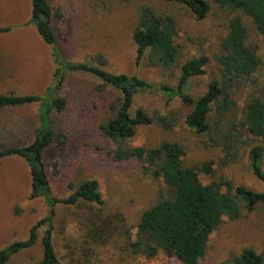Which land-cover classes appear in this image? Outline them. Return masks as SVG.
<instances>
[{
    "label": "rangeland",
    "instance_id": "obj_1",
    "mask_svg": "<svg viewBox=\"0 0 264 264\" xmlns=\"http://www.w3.org/2000/svg\"><path fill=\"white\" fill-rule=\"evenodd\" d=\"M211 12L198 21L190 11L166 0H49L63 17L55 23L57 44L44 43L32 20L31 0H0V95L40 96L42 103L5 110L0 113V147H25L36 139L43 123V103L55 97L65 98L67 108L54 113L51 126L64 133L69 144L52 147L44 154V163L55 197L71 195V184L95 180L100 185L103 205L67 207L58 205L54 219V245L62 264H181L160 253L154 258L135 253L137 226L142 214L162 197L174 199L175 192L162 178H154L143 164L131 160L115 162L109 157L110 144L98 132L107 106L120 96L112 87L99 90L103 83L90 74L69 73L66 64L94 63L96 56L106 58V70L115 75L137 76L155 85L176 88L180 68L161 69L149 66V55L137 65V47L133 34L141 10L152 8L159 15L172 16L178 28L176 44L180 49V65L206 57L210 63L206 75L191 80L187 93L194 99L203 97L212 78L218 76L217 58L221 44L229 32L231 16H240L250 31L249 44L259 47L264 58V35H259L252 21L241 13H230L214 0H206ZM62 90L53 91L61 80ZM5 74V75H4ZM254 82V83H253ZM264 84V71H258L250 84L237 83L234 105L222 129L238 120L251 96ZM51 91L53 93H51ZM145 110L151 116H167L176 122L171 131L159 125L139 128L131 147L154 148L164 142L176 143L185 151L186 167H202L213 163L212 175L200 173L204 185L222 180L231 181L255 192H264V183L250 169V146L240 151L234 164L223 167L225 156L221 147L210 144L209 135L198 134L186 127L191 108L180 98L168 101L156 92L138 95L132 113ZM216 113L211 114L214 126ZM252 146H262L260 139L249 137ZM264 169V166H263ZM30 167L20 158L0 162V250L30 237L32 227L51 216V208L43 198L31 199ZM109 221L104 240L95 243L89 236L93 222ZM97 222V223H98ZM38 232L36 245L14 256L9 264H34L43 257L41 240L46 231ZM245 249L264 254V205L254 211H243L236 221L225 220L215 231L201 264H236L234 259Z\"/></svg>",
    "mask_w": 264,
    "mask_h": 264
},
{
    "label": "trees",
    "instance_id": "obj_2",
    "mask_svg": "<svg viewBox=\"0 0 264 264\" xmlns=\"http://www.w3.org/2000/svg\"><path fill=\"white\" fill-rule=\"evenodd\" d=\"M130 2L131 0H123ZM187 8L198 21L205 20L211 12L206 0H166ZM221 8L230 13H241L249 18L259 35H264V0H214ZM32 20L38 34L45 44L55 46L57 34L55 23L63 15L55 10L49 0H31ZM10 29H0V34ZM178 28L170 15H159L150 7L141 10L138 26L133 40L137 47L136 63L140 65L149 55L152 68H180L181 76L176 88L155 85L137 76L115 75L105 68L108 62L102 55L93 59L94 63L66 64L69 73L90 74L103 85L99 90L112 87L120 94L107 106L104 119L98 124V132L112 144L109 157L115 162L137 161L151 171L154 178H162L164 183L175 192L174 199L161 200L145 211L137 226L136 242L131 244L135 253L154 258L160 253L175 258L181 264H201L209 249L210 238L225 220H238L244 210L254 211L264 205V192H255L243 186H235L231 181L222 180L204 185L200 173L212 175L213 163L202 167H186L183 162L185 151L176 143L164 142L154 148L131 147V142L139 128L159 125L166 131L176 127V122L167 116H151L145 110L138 109L135 115L132 109L138 95L146 92L163 94L168 101L180 98L191 108L186 118V127L198 134L209 135L213 147H221L225 156L221 160L223 167L237 162L240 151L248 146L251 150L250 169L264 183V148L252 146L249 137L260 139L264 143V84L258 87L245 103L238 120L231 122L226 130L223 122L234 105L233 95L237 83L246 87L254 75L264 71V58L259 55V47L249 44L250 31L240 16H231L229 32L221 44V55L217 58L218 76L211 79L207 93L194 99L187 93L192 79L206 75L210 61L206 57L194 58L180 65V49L176 44ZM60 72L57 71L56 76ZM53 91L63 88L65 77ZM254 83V82H253ZM51 93H53L51 91ZM40 96L0 95V113L5 110L42 103ZM67 100L55 97L43 103V123L37 130L36 139L25 147H0V162L8 158H20L30 167L32 184L31 199L43 198L51 208V216L32 227L30 237L0 250V264H9L19 253L32 249L39 237L38 232L46 226L41 240L42 259L34 264H62L54 245L55 209L58 205L76 207L81 205H103L100 185L95 180L82 182L72 190L70 196L59 199L54 196L51 182L44 163V154L52 147L64 148L69 144L68 137L56 132L51 126L54 113H62L67 108ZM215 112L217 119L212 126L210 118ZM94 221L89 236L95 243L104 240L110 222ZM236 264H264V254L245 249L234 259Z\"/></svg>",
    "mask_w": 264,
    "mask_h": 264
},
{
    "label": "crops",
    "instance_id": "obj_3",
    "mask_svg": "<svg viewBox=\"0 0 264 264\" xmlns=\"http://www.w3.org/2000/svg\"><path fill=\"white\" fill-rule=\"evenodd\" d=\"M5 75V74H4Z\"/></svg>",
    "mask_w": 264,
    "mask_h": 264
}]
</instances>
